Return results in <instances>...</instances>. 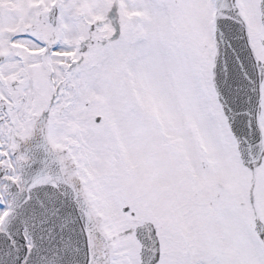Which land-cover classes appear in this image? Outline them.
<instances>
[{"label": "snow or ice", "instance_id": "snow-or-ice-1", "mask_svg": "<svg viewBox=\"0 0 264 264\" xmlns=\"http://www.w3.org/2000/svg\"><path fill=\"white\" fill-rule=\"evenodd\" d=\"M0 264H264V0H0Z\"/></svg>", "mask_w": 264, "mask_h": 264}]
</instances>
